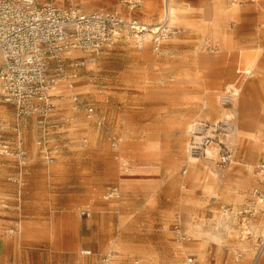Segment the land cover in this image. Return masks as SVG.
Returning a JSON list of instances; mask_svg holds the SVG:
<instances>
[{
	"label": "rangeland",
	"instance_id": "obj_1",
	"mask_svg": "<svg viewBox=\"0 0 264 264\" xmlns=\"http://www.w3.org/2000/svg\"><path fill=\"white\" fill-rule=\"evenodd\" d=\"M82 2L86 11L119 7L117 0ZM132 14L149 17L143 5ZM222 27L227 47L200 24L182 26L180 37L162 42L160 54L149 43L137 49L117 39L95 52L94 64L76 69L68 90L54 93V109L45 118L17 117L12 105L0 102V146L9 148L0 156V264H176L186 255L250 264L255 237L239 239L237 213L252 187L263 188L253 167L264 159V138L249 107L264 106V0H245ZM256 48L257 70L245 78L235 55ZM200 56L213 65H201ZM243 77L252 99L245 114L243 91L221 104L225 83ZM70 91L92 107L89 117L83 108L72 110ZM188 123L196 128L185 129ZM112 136L120 138L117 149L110 147ZM206 137L209 156L200 153ZM17 140L25 153L19 172ZM219 146L231 151V164L221 165L214 153ZM188 155L197 158L193 166ZM20 174L24 183L17 186L13 179ZM223 205L232 213L222 215Z\"/></svg>",
	"mask_w": 264,
	"mask_h": 264
},
{
	"label": "built area",
	"instance_id": "obj_2",
	"mask_svg": "<svg viewBox=\"0 0 264 264\" xmlns=\"http://www.w3.org/2000/svg\"><path fill=\"white\" fill-rule=\"evenodd\" d=\"M117 1L123 7L122 11L109 8L86 11L82 0H0V102L12 105L17 117L34 115L45 118L54 109L55 91L74 77V70L85 60L94 64V54L99 49L111 47L117 39L124 38L137 49H142L149 41L152 50L160 54L162 42L180 33V29L168 19L173 0H162L161 16L154 24L141 22L132 14L140 10L142 0ZM72 51L91 54L85 59L70 56ZM246 75L251 77V73ZM230 94L221 95L222 105L229 102ZM68 99L72 110L83 108L87 117L92 114V107L81 105L75 93L69 94ZM120 142L119 137L112 136L110 147L117 149ZM202 142L204 149L200 147V153L207 154L211 141L206 137ZM22 145L20 140L15 143L18 172L23 167L25 155ZM8 149L2 144L0 156H7ZM214 153L221 165L233 162L231 151L225 147L219 146V152ZM45 157L49 160L47 154ZM253 172L258 175L263 188H253L247 203L237 214L241 216V234L244 232L246 237H255L256 247L250 264H259L264 251V219L257 233L249 229V222L258 214L264 216V161L255 164ZM13 182L21 186L24 183L22 174ZM114 192L115 189H111L107 196H113ZM220 212L224 216L232 213L225 205L220 207ZM88 214L87 210L80 211L82 217ZM9 232L14 234L15 229L11 228ZM177 264L214 263L201 262L195 256L186 255Z\"/></svg>",
	"mask_w": 264,
	"mask_h": 264
},
{
	"label": "bare ground",
	"instance_id": "obj_3",
	"mask_svg": "<svg viewBox=\"0 0 264 264\" xmlns=\"http://www.w3.org/2000/svg\"><path fill=\"white\" fill-rule=\"evenodd\" d=\"M244 1L245 0H237V2L231 3V7L228 9L225 8L223 0H211V2L205 3V4L197 2V4L195 6H192V5L188 4V2H185V1H183V2L177 1L175 4H172L170 6V9H169V16L170 17L168 19L171 23L176 22L182 26H191L193 24H200L201 28L203 29L202 32H205V34L210 36L211 39L214 38L218 42L222 43L223 46L226 45V47H227L229 45L228 44L229 38H228L227 34L223 31L222 23L227 22V20L229 18H234V17H237L239 15L241 12L242 2H244ZM252 1H255V0H252ZM118 5H119V7L116 6L117 8H115V9L116 10L122 9V6L119 2H118ZM156 8H157V2H155L154 0H146L145 9L156 10ZM210 42H211V40H210ZM147 43H149V41H146L145 45ZM72 54L73 55H80V51H72ZM260 54H261V51H259L257 48L254 49L253 51L241 49V50H238L237 55H235V61H236L238 66L243 67V69H244L243 72H245L246 74H250L251 73L250 70L251 71L257 70L256 66H257V62L259 61ZM146 56H147L146 52L143 51V54L140 57L142 58V57H146ZM199 62L203 66H211L214 63V60L212 58H209L206 56H200ZM234 69L235 68H230V70H231L230 77H231V74L233 73ZM257 73H259V71ZM246 77H247V75L245 76V78ZM201 78L202 77H200V79ZM245 78L243 77L239 81L235 80L234 83L226 82L224 85V90L231 93L230 94L231 96L236 95L238 97L240 94V91L241 92L243 91V97L241 98V104H242L241 105V111H240V112H242L241 114H245L247 112L248 103H250L252 100L250 97V93H249V91H250L249 86H248V84H246ZM236 83H237V86L235 85ZM61 89H63V88H60V89L56 90L55 92H59V91H61ZM249 108L252 111V115L256 118V122H254V125H255L254 128L256 129V132L258 131V133L261 135V137L264 138V106L262 107V109L260 108V110H257L256 108H253V104H252ZM209 109L211 112L216 111L215 104L213 102L209 104ZM224 117L227 121H229V119L231 118V114L224 113ZM192 126H195V128H196L195 124L192 125V124L188 123V124H186L185 129L192 128ZM248 127H250V126H248ZM237 129H238V127H237ZM206 151H207L206 153L208 156L212 154V151L209 149V147L207 148ZM263 151H264V149H263ZM204 158H208V157H204ZM187 159H188L187 161L190 162V165H192V166L195 163V161L197 160L196 157H193L191 155H188ZM233 165L236 166V164H233ZM249 167L250 166L247 165V168H249ZM236 180L237 179H235V181ZM232 196H233V194H232ZM259 225L260 224L258 223V225L255 228V233H257V231L260 230ZM178 230H179V228H178ZM243 234H245V233L242 232V234L239 235L240 240L247 239L246 237H244ZM191 252H193V251H191ZM185 253H187V252H185ZM197 255L200 259H202L204 256L200 251L197 253Z\"/></svg>",
	"mask_w": 264,
	"mask_h": 264
},
{
	"label": "crops",
	"instance_id": "obj_4",
	"mask_svg": "<svg viewBox=\"0 0 264 264\" xmlns=\"http://www.w3.org/2000/svg\"><path fill=\"white\" fill-rule=\"evenodd\" d=\"M89 1V0H88ZM157 1V3H158V6H157V8H156V10H147V9H145V2H146V0H142V5H143V8H144V12H145V14H148L149 13V17H140V16H138V15H134V17H136L139 21H141V22H144V23H150V24H154V23H156V22H158V20L160 19V16H161V12H162V9H161V3H162V0H156ZM177 2V0H173V3H171V5L172 4H175ZM186 2V1H185ZM106 8V7H105ZM109 9H113V8H109ZM119 11H122L123 10V7H122V9H118ZM146 10V11H145ZM149 11V12H148ZM154 12V13H153ZM150 14H151V16H150ZM173 25L174 26H176V27H178L179 29H180V33L177 35V36H175V37H180L181 35H182V33H183V29H182V25H180V24H178V23H176V22H173ZM174 37V38H175ZM209 38V37H208ZM210 39V38H209ZM211 40V39H210ZM211 42H212V44L211 45H213V46H216V43L214 42V41H212L211 40ZM210 42V43H211ZM82 55H73L72 53L70 54V56H73V57H83V58H87V57H89L90 56V54H87L86 56H83V54L84 53H81ZM94 56H95V58H96V54H94ZM85 62H87L86 60H85ZM85 62H84V64H85ZM83 64V65H84ZM91 64H93V63H91ZM78 68V67H77ZM76 68V69H77ZM76 69L74 70V77L73 78H71L70 80H69V82L67 83V84H63V85H61V87L60 88H65L66 90H68V88H67V86L72 82V79H74L75 77H76ZM250 72H251V76H252V71L250 70ZM247 78V77H246ZM59 88V89H60ZM73 93V91H70V94H72ZM260 161H264V159H261V160H257L256 162H255V164H257L258 162H260ZM254 164V165H255ZM253 188H255V187H252L248 192H247V197H246V200H247V198H248V195H249V193H250V191L253 189ZM242 205H244V203H241L240 205H239V207H241ZM234 208V207H233ZM232 208V209H233ZM231 214V213H230ZM234 215V214H233ZM258 215H261V214H258ZM257 215V219H260L259 220V222H260V225H259V227L261 226V224H262V221H263V219L264 218H262L261 216H258ZM264 217V216H263ZM238 226V225H237ZM249 229H251V230H255V226L253 227L251 224H249ZM178 262V261H177ZM177 264V263H176Z\"/></svg>",
	"mask_w": 264,
	"mask_h": 264
}]
</instances>
